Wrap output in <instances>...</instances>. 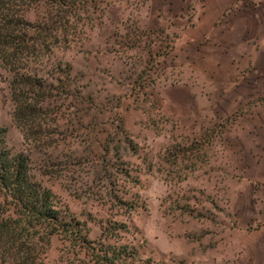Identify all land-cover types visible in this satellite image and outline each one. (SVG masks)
<instances>
[{
  "label": "rangeland",
  "instance_id": "obj_1",
  "mask_svg": "<svg viewBox=\"0 0 264 264\" xmlns=\"http://www.w3.org/2000/svg\"><path fill=\"white\" fill-rule=\"evenodd\" d=\"M25 1L0 0V126L32 179L155 264H264V0H86L67 46L7 48V21L44 16ZM62 239L33 256L59 264Z\"/></svg>",
  "mask_w": 264,
  "mask_h": 264
},
{
  "label": "trees",
  "instance_id": "obj_2",
  "mask_svg": "<svg viewBox=\"0 0 264 264\" xmlns=\"http://www.w3.org/2000/svg\"><path fill=\"white\" fill-rule=\"evenodd\" d=\"M31 1L33 0H27V3ZM86 2V0H38L44 8L41 20L34 24H29L22 18L7 21L6 26L14 28L15 34L13 35L12 31L10 34L6 32L2 37L3 46L7 48L12 46L18 50H21V47L34 48L33 45L28 46L31 39L29 33L34 35L32 42L36 41L37 44L46 46L52 40L67 46L68 30L74 22V17L86 7ZM17 80L16 92L17 89L22 92L28 89L30 93H34V90L43 92L46 87L43 79L31 75H21ZM57 81L63 84L62 79ZM56 88L59 93L63 92L62 85ZM46 98V95L42 97L43 101ZM19 101L17 99V102ZM0 198L11 212L10 217L0 219V264H43L33 256V242L36 239L42 240V244L46 246L55 235L62 237L68 246L67 253L60 257L59 264H155L149 259L142 258L139 246L125 240L124 235L128 233V229L124 225L101 226L99 237L90 239L88 229L62 211L56 205L51 192L32 179L28 159L8 148L6 130L2 126H0Z\"/></svg>",
  "mask_w": 264,
  "mask_h": 264
},
{
  "label": "crops",
  "instance_id": "obj_3",
  "mask_svg": "<svg viewBox=\"0 0 264 264\" xmlns=\"http://www.w3.org/2000/svg\"><path fill=\"white\" fill-rule=\"evenodd\" d=\"M256 15L258 18L261 17L264 18V12L257 13ZM251 39H254V41L260 42L261 45L264 44V24L260 23V25L254 24L251 26ZM255 45V44H254ZM253 45V46H254Z\"/></svg>",
  "mask_w": 264,
  "mask_h": 264
}]
</instances>
